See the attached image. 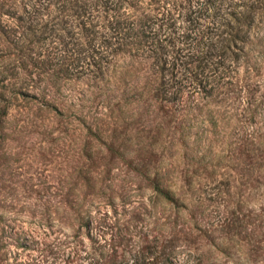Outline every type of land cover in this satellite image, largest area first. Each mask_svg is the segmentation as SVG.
I'll return each instance as SVG.
<instances>
[{
    "label": "rangeland",
    "instance_id": "rangeland-1",
    "mask_svg": "<svg viewBox=\"0 0 264 264\" xmlns=\"http://www.w3.org/2000/svg\"><path fill=\"white\" fill-rule=\"evenodd\" d=\"M197 1L147 0L117 13L179 27ZM230 1L259 8L224 79L228 93L201 114L191 98L171 117V104L157 112L135 95L139 55L118 53L109 79L94 78L85 58L105 50L95 31H45L68 17L77 25L56 0H0V60L37 97L20 96L0 124V264H264V0ZM156 172L186 205L158 196ZM233 214L247 227L212 224Z\"/></svg>",
    "mask_w": 264,
    "mask_h": 264
},
{
    "label": "trees",
    "instance_id": "trees-1",
    "mask_svg": "<svg viewBox=\"0 0 264 264\" xmlns=\"http://www.w3.org/2000/svg\"><path fill=\"white\" fill-rule=\"evenodd\" d=\"M53 1L49 0V5ZM56 1L60 2V10L64 11V14L76 17L77 25L67 26L66 23L70 21L68 17L66 20L62 19L56 22L54 27L49 28V25H46L45 31H49L51 34L61 29L85 37L95 31V36L102 39L101 45L105 46V50L97 54L92 53L85 59H91L88 60L89 71L97 79H109V73L112 66L115 65V56L118 53L130 52L131 56L139 55L141 74L137 79L135 95L139 97L140 101L157 105L155 109L157 112L165 110V106L171 104V109L167 111L168 116L171 117L175 116L178 110H181L180 106L183 108L191 98L196 102L200 109L199 114H201L205 106L212 104L222 94L228 93V91H224L227 90L225 87L228 84L224 82V79L231 76L234 63L240 60L241 51L248 42L256 19L255 14L259 8L255 3L245 2L239 5L240 8L243 7L242 10L237 11L231 1L228 3L225 2L226 0H198L195 7L182 15V24L185 25L175 27L178 19L169 23L164 19L157 20L148 13L136 14L137 12L130 10L123 13L124 17L117 13L124 6L132 7L147 0ZM153 1L149 0V2ZM98 11L106 12L103 21L100 20V12L95 13ZM111 12L114 13V19L107 20ZM209 23H214L217 26H208ZM76 28H78L77 31ZM181 28H184L183 33L176 36L178 29ZM29 29L35 31L36 27L30 25ZM180 42L184 45H178ZM81 58H79V62ZM79 62L77 66H80ZM21 64L24 65V60ZM22 65H19L20 68ZM130 65V62L125 65L127 67L126 74L132 75ZM20 74V71L14 66L4 67L0 60V124L3 123L12 104H15L20 96L29 101L37 99L35 93L30 94V87L27 88L23 82V84L18 83L17 78ZM116 85L119 87L118 84ZM128 92L129 94L124 91L117 97L119 100L129 97L133 92L132 88ZM213 96L216 99H213ZM208 111L211 109L208 108ZM199 114L196 113L194 116L200 117ZM210 117L213 119V116ZM213 123L216 124V122ZM140 151L148 150L142 148ZM123 154L125 155L126 152H122ZM254 166H251L249 171ZM149 179L158 196L179 207L186 205L183 201L180 203L179 194L176 189L172 188V184L163 173L156 172L154 178ZM191 183H193L192 180ZM226 184L228 185L227 192H230L231 182L228 181ZM188 185L185 183L181 186L180 191H183V195L191 189L190 185L187 187ZM218 187L220 185L215 186L214 189L218 190ZM210 197L208 196L209 199H212ZM189 199L197 202L201 197L194 195ZM85 214L83 212L76 213V220L86 219ZM244 219H238L234 214L226 215L212 224L221 226V228H230L232 232L237 227L239 228L238 224L240 227H247L246 224H243L246 221ZM254 245L255 249L260 247L258 244ZM93 263L100 264V261L94 260Z\"/></svg>",
    "mask_w": 264,
    "mask_h": 264
}]
</instances>
